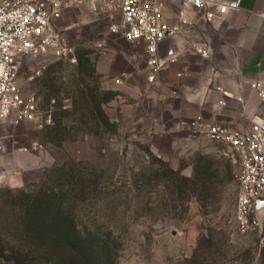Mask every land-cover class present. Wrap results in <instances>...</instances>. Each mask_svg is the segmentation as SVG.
<instances>
[{
    "label": "rangeland",
    "instance_id": "374dc122",
    "mask_svg": "<svg viewBox=\"0 0 264 264\" xmlns=\"http://www.w3.org/2000/svg\"><path fill=\"white\" fill-rule=\"evenodd\" d=\"M77 15L61 20L75 61L41 56L21 65L18 83L37 97L38 121L0 124L8 173L0 264H264L255 234L236 227V165L224 144L191 125L216 122L218 51L201 58L184 40L177 62L148 82L143 43L109 32L103 12ZM32 67L40 72L28 79ZM252 97L254 113L226 124L264 112ZM48 114L52 122L40 125ZM47 190L76 228L78 253L33 236L45 221L32 215L29 197Z\"/></svg>",
    "mask_w": 264,
    "mask_h": 264
},
{
    "label": "built area",
    "instance_id": "2783aa9c",
    "mask_svg": "<svg viewBox=\"0 0 264 264\" xmlns=\"http://www.w3.org/2000/svg\"><path fill=\"white\" fill-rule=\"evenodd\" d=\"M178 1L181 8L176 21L169 23L163 18V0H0V124L39 119L37 97L33 93L24 94L18 83L26 58L52 56L75 61L72 48L57 25L68 11L103 12L111 19L109 32L128 42L143 43L148 82H154L162 70L177 61V54H160L163 41L180 36L187 42L185 50L208 58L210 45L193 38L194 22L185 18V13L192 9L202 16L205 25L213 24L237 10L238 0ZM97 46L104 49L103 42ZM39 72V68L32 67L28 79ZM250 86L264 101V81L252 82ZM215 89L222 95L218 104L225 105L231 92L219 85ZM51 122L48 114L40 125ZM191 125L208 139L224 144L223 154L237 167V230L240 234H255L257 248L264 249V205L257 207V199H264V112L238 127L201 119L193 120ZM4 151L5 145L0 140V153ZM7 177L8 173L0 170V180Z\"/></svg>",
    "mask_w": 264,
    "mask_h": 264
},
{
    "label": "crops",
    "instance_id": "0c3cea01",
    "mask_svg": "<svg viewBox=\"0 0 264 264\" xmlns=\"http://www.w3.org/2000/svg\"><path fill=\"white\" fill-rule=\"evenodd\" d=\"M238 6L237 10L228 12L221 20L207 25L203 23L202 16L194 10L190 9L185 13V18L194 22L192 36L201 38L211 47V55L205 59H209L212 54L217 55V51L221 57V59H215L219 65L215 81L219 86L231 92L232 96L226 98L225 105H218L222 95L219 91L211 89L215 106L210 112V118L211 121L214 119V121L224 124L241 123L245 117L254 113L255 107L251 104L254 89L250 87V84L264 81V0H238ZM180 8L181 4L178 0H163L164 20L169 23L175 22ZM80 13V11H68L65 14L78 16L77 14ZM63 16L57 21V25L62 31L65 30L61 23ZM183 41L180 36H176L171 40L161 42L160 54L178 55ZM224 64L229 67L223 68ZM173 65L174 63L171 66ZM175 72L176 75L181 74L180 71ZM198 72L203 75L202 71L197 70ZM227 72L230 76L231 73L234 75L229 79L225 74ZM170 75L173 76L174 73ZM204 95L206 94H201V99L205 98ZM238 97H241V100ZM222 108L227 113L226 115L220 113L219 110Z\"/></svg>",
    "mask_w": 264,
    "mask_h": 264
},
{
    "label": "trees",
    "instance_id": "16d2710c",
    "mask_svg": "<svg viewBox=\"0 0 264 264\" xmlns=\"http://www.w3.org/2000/svg\"><path fill=\"white\" fill-rule=\"evenodd\" d=\"M48 191H42L44 196L39 193L29 197L33 209L32 215L36 214L35 216L39 218L41 216V220L45 221L32 226L33 236L38 244L42 242L44 246L52 245L63 248L68 250L69 254L78 253L79 247L74 244L76 228L69 220V222L66 221L62 200L59 198L51 200L53 197L48 194ZM51 192L54 195L53 191ZM49 231L52 233L49 234Z\"/></svg>",
    "mask_w": 264,
    "mask_h": 264
},
{
    "label": "water",
    "instance_id": "95a60500",
    "mask_svg": "<svg viewBox=\"0 0 264 264\" xmlns=\"http://www.w3.org/2000/svg\"><path fill=\"white\" fill-rule=\"evenodd\" d=\"M262 205H264V199L263 198H258L257 199V207L260 208Z\"/></svg>",
    "mask_w": 264,
    "mask_h": 264
}]
</instances>
